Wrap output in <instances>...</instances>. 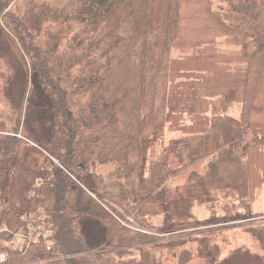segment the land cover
<instances>
[{
	"label": "trees",
	"instance_id": "trees-1",
	"mask_svg": "<svg viewBox=\"0 0 264 264\" xmlns=\"http://www.w3.org/2000/svg\"><path fill=\"white\" fill-rule=\"evenodd\" d=\"M0 33L17 55L0 88V226L39 213L53 243L6 264H79L61 257L77 248L87 264H165L178 250L186 264L193 243L227 264L186 231L228 225L238 206L251 216L264 182V0H0ZM230 199L228 214L192 216ZM258 223L242 232L264 247Z\"/></svg>",
	"mask_w": 264,
	"mask_h": 264
},
{
	"label": "rangeland",
	"instance_id": "rangeland-1",
	"mask_svg": "<svg viewBox=\"0 0 264 264\" xmlns=\"http://www.w3.org/2000/svg\"><path fill=\"white\" fill-rule=\"evenodd\" d=\"M5 36L1 35L0 33V73H4V77L0 76V88H3L4 82L6 81V75L8 76L9 68L8 64H12L13 59H17L16 51L13 48L12 45L8 43V46L6 45ZM228 49H230L229 46H224ZM175 55V53H173ZM7 71V72H6ZM6 77V78H5ZM229 113L233 116H238L239 114V107L237 105H232L230 109H228ZM174 134L168 133L166 137L171 138ZM167 142V141H166ZM158 151V150H157ZM185 177L184 174H180L176 176L175 178L171 179L169 182L170 187H174L177 183H180L183 181V178ZM109 193H112V189H109ZM255 196L253 197V200L251 201V208H250V214L251 216L244 213V210L238 206L236 207V210L241 212L237 220L230 222L228 225H224L221 223L217 224H210L207 226H195L192 228V230L186 231V233L191 234H197L200 237H205L208 242V246L210 249V253L214 251V245H216L215 254L217 255L215 257V260H224L228 259L227 264H264V247H260L256 245V243L249 237L248 234H245L242 232V229L244 227L248 226H256L260 223H258V219L264 217V182L262 185L255 191ZM223 200V199H222ZM225 203V204H224ZM236 202H232V200H224L219 204H212V209L208 208L205 204H196L194 205V208L192 210V216L195 219V221L201 223L204 221H207L211 219L213 216H223L225 213L224 210L227 211V214L230 212L231 205L235 204ZM114 208L118 210V212L121 214L120 216H117V220L121 225L129 226L134 229H141L139 227L140 225L134 218L130 215H127L123 212V210H120V208L113 205ZM224 206V207H223ZM166 221V218L162 214L153 215L149 221H148V228L150 230H155L158 227L164 226ZM144 230V229H143ZM147 230V229H145ZM147 230V231H150ZM173 236H169L170 234L163 233L161 235V238L165 241H170L174 239H178L180 236L178 233L173 232ZM188 246V245H187ZM200 246L196 243L190 244L188 247H190L193 251L192 255L194 256L187 262L186 264H216L213 260H205L200 257L198 254V251H196V248ZM208 249V250H209ZM80 250L77 248L75 252ZM74 252V251H73ZM73 254H65L61 255L63 259H66L68 257H74L75 259H79V264H87L88 260L91 259L88 254H84L83 252L79 251L78 253ZM167 253L165 258H168L167 261H165V264H177L175 259L171 257L174 253L173 252H165ZM180 250H178L174 255H179ZM73 255V256H72ZM81 260V263H80Z\"/></svg>",
	"mask_w": 264,
	"mask_h": 264
},
{
	"label": "built area",
	"instance_id": "built-area-1",
	"mask_svg": "<svg viewBox=\"0 0 264 264\" xmlns=\"http://www.w3.org/2000/svg\"><path fill=\"white\" fill-rule=\"evenodd\" d=\"M25 219L24 227L17 230L0 226V246L3 249H0V264L8 262L9 253H18L39 240L46 251L52 250V235L44 217L39 213H29ZM4 233L7 238L1 237Z\"/></svg>",
	"mask_w": 264,
	"mask_h": 264
}]
</instances>
